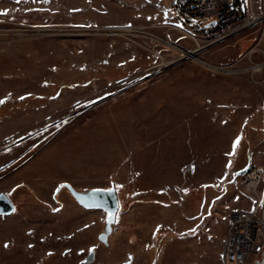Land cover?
Masks as SVG:
<instances>
[{
	"label": "rangeland",
	"instance_id": "obj_1",
	"mask_svg": "<svg viewBox=\"0 0 264 264\" xmlns=\"http://www.w3.org/2000/svg\"><path fill=\"white\" fill-rule=\"evenodd\" d=\"M177 1L0 0V264H222L232 212L257 200L238 173L264 170V76L158 39L244 70L263 27L207 47L213 19ZM63 184L117 191L108 246V213Z\"/></svg>",
	"mask_w": 264,
	"mask_h": 264
},
{
	"label": "built area",
	"instance_id": "obj_2",
	"mask_svg": "<svg viewBox=\"0 0 264 264\" xmlns=\"http://www.w3.org/2000/svg\"><path fill=\"white\" fill-rule=\"evenodd\" d=\"M246 4L247 11L242 16L239 3L233 0H178L175 8L190 22L198 17L213 19L215 27L200 28L211 34L212 39L207 47L230 39L238 31L255 24L263 27L264 43V0L260 13L254 0H247ZM255 49L252 48L248 55ZM262 57L260 62L252 64L259 67L251 72L264 76V49ZM241 177L247 190L257 200L250 209L232 212L223 247L222 264H264V170L260 167H250ZM119 229V226L114 224L111 236L117 234Z\"/></svg>",
	"mask_w": 264,
	"mask_h": 264
},
{
	"label": "water",
	"instance_id": "obj_3",
	"mask_svg": "<svg viewBox=\"0 0 264 264\" xmlns=\"http://www.w3.org/2000/svg\"><path fill=\"white\" fill-rule=\"evenodd\" d=\"M216 23L211 22L206 27L213 28ZM196 50H200L198 45ZM193 53V52H192ZM247 169H244L238 173L242 176L246 173ZM70 194L74 197L75 201L86 209H100L105 210L108 213V218L103 232L99 236V240L105 246L109 245V237L113 231V225L116 224L117 213L119 212L120 204L118 194L115 189L110 190H91L88 192L77 191L70 184H63ZM14 206L10 199L5 194H0V216H10L13 213ZM95 252L90 254L88 258L89 262L94 259Z\"/></svg>",
	"mask_w": 264,
	"mask_h": 264
},
{
	"label": "bare ground",
	"instance_id": "obj_4",
	"mask_svg": "<svg viewBox=\"0 0 264 264\" xmlns=\"http://www.w3.org/2000/svg\"><path fill=\"white\" fill-rule=\"evenodd\" d=\"M158 40H159V42H161L162 44L166 45L167 47H170V48L178 51L181 54V57H180L179 60H183V59H191V60H194V61L198 62L199 64H202L203 66H205L207 68H210L213 72L227 73V74H237V73H241V72L255 71L259 67V66H252V67L247 68V69H244V70H231L228 67H217V66L211 65V64L203 61L202 59H200L198 57V54L197 53H199L200 50L204 49L200 45H199L200 50L186 52V51L178 48L176 45H174L169 40L161 39V38H159Z\"/></svg>",
	"mask_w": 264,
	"mask_h": 264
},
{
	"label": "crops",
	"instance_id": "obj_5",
	"mask_svg": "<svg viewBox=\"0 0 264 264\" xmlns=\"http://www.w3.org/2000/svg\"><path fill=\"white\" fill-rule=\"evenodd\" d=\"M9 100H10V98H8L7 96H3V97L0 98V101H3V103L8 102ZM0 124H1V122H0ZM257 167H260V165H257Z\"/></svg>",
	"mask_w": 264,
	"mask_h": 264
},
{
	"label": "snow or ice",
	"instance_id": "obj_6",
	"mask_svg": "<svg viewBox=\"0 0 264 264\" xmlns=\"http://www.w3.org/2000/svg\"><path fill=\"white\" fill-rule=\"evenodd\" d=\"M17 2H19V0H17ZM0 103H3V101H0ZM239 141H237L236 143H238ZM5 247H7V245H5Z\"/></svg>",
	"mask_w": 264,
	"mask_h": 264
}]
</instances>
